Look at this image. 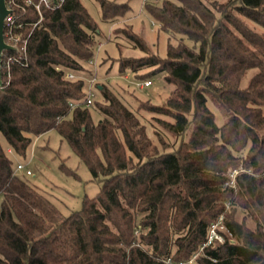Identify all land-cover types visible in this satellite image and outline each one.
<instances>
[{"label": "trees", "instance_id": "16d2710c", "mask_svg": "<svg viewBox=\"0 0 264 264\" xmlns=\"http://www.w3.org/2000/svg\"><path fill=\"white\" fill-rule=\"evenodd\" d=\"M98 1L103 20L130 10L128 1ZM158 1L144 0L146 9L170 38L178 35L166 58L130 24L112 31L144 52L121 56L120 71L131 69L137 81L164 71L176 85L162 103L141 101L136 110L98 83L104 104H83L88 80L80 71L101 29L82 0L43 8L37 24L33 6L18 9L23 26L15 32L28 38L26 57L9 71L3 61L0 82V132L8 143L0 141V264H181L194 256L191 264H264V0ZM141 109L157 114L178 145L153 143ZM50 129L102 182L69 215L15 171L8 153L25 157ZM221 215L224 241L203 248Z\"/></svg>", "mask_w": 264, "mask_h": 264}, {"label": "rangeland", "instance_id": "374dc122", "mask_svg": "<svg viewBox=\"0 0 264 264\" xmlns=\"http://www.w3.org/2000/svg\"><path fill=\"white\" fill-rule=\"evenodd\" d=\"M128 1L130 10L124 17L116 22L103 20L101 6L98 0H82L94 19L98 22L101 34L98 36L94 63L89 61L80 76L87 80L96 76L94 85L95 103L104 102L102 93L96 83L105 85L106 88L117 95L127 106L137 109L139 103L150 101L162 103L175 88V84L167 81L164 71H157L150 77L152 84L145 88L137 86V73L131 69L120 71L119 58L121 56L140 58L144 52L133 47L128 40L122 36L112 37V31L116 26L130 24L134 31L141 34L151 49L160 57L168 55L169 41L178 42V35L172 36L161 29L153 16L145 7L144 0H117ZM159 0L158 2H161ZM209 2L208 0H205ZM259 29L261 27L258 26ZM188 40V39H186ZM191 42L190 40H188ZM120 43L121 46L118 44ZM148 69L141 70L145 73ZM255 69H250L243 78V85H246ZM79 74V73H77ZM104 104V103H103ZM208 104L216 115L218 124L224 123L226 115L222 108L209 97ZM95 120L101 118V114L91 106ZM264 109V107H263ZM143 121L148 124V133L153 141L161 149H172L177 146L179 139L164 130V127L156 120L157 114L144 109L140 110ZM160 117L170 119L167 116ZM0 141L5 148L8 143L3 133L0 132ZM14 164L18 162L27 163L32 174L20 170L19 175L24 176L29 182L36 185L45 194L54 206L64 215L73 211L81 210L86 199H93L101 191L102 182L93 178L87 164L74 152L69 142L64 139L56 129L34 138L32 145L28 148L26 156L17 155L13 151L8 152Z\"/></svg>", "mask_w": 264, "mask_h": 264}, {"label": "built area", "instance_id": "2783aa9c", "mask_svg": "<svg viewBox=\"0 0 264 264\" xmlns=\"http://www.w3.org/2000/svg\"><path fill=\"white\" fill-rule=\"evenodd\" d=\"M62 1L64 0H23V3L19 0H6L7 7L11 10V12L6 16L5 18V27H4V36L7 43L10 45L15 46L19 52V55H13L5 54V50L2 55V71H3V61L5 62L6 69L8 70L10 68V64L17 59H21L22 57H26V50H27V43L28 38H23L19 33L15 32L16 28H21L23 26V22H18L19 14L21 12L18 11V9H22L23 11L26 10L27 6H33V8L40 14V19L35 22L37 24L41 21L43 17V8H55L57 7ZM7 50V49H6ZM91 63H94L93 59L90 60ZM68 78H76V74L73 72L67 73ZM96 76H92L88 79V87H87V95L83 101V104L89 106L93 103L94 100V85H95ZM137 86L139 88H145L146 86H149L152 84L151 79L141 80L137 81ZM23 170L27 174H32V170L28 167V162H18L15 167V171ZM238 169H235L231 173V180L229 183L231 185H235V177L238 173ZM2 196L0 194V202H1ZM222 230H225L224 225V216L221 215L215 222H213L210 226L208 238L206 242L203 245V248L207 245L215 244L217 241L223 242L224 241V235L221 233ZM202 248V249H203ZM195 259V256L187 261L182 260L181 264H191L193 260Z\"/></svg>", "mask_w": 264, "mask_h": 264}, {"label": "water", "instance_id": "95a60500", "mask_svg": "<svg viewBox=\"0 0 264 264\" xmlns=\"http://www.w3.org/2000/svg\"><path fill=\"white\" fill-rule=\"evenodd\" d=\"M57 1V0H55ZM11 12V10L6 5V0H0V82L2 81V55L4 50L6 49H14L17 48L13 45H10L6 42L4 36V27H5V18Z\"/></svg>", "mask_w": 264, "mask_h": 264}]
</instances>
